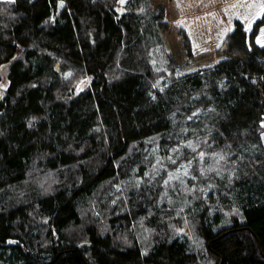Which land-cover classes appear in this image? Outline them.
<instances>
[{"label":"trees","instance_id":"trees-1","mask_svg":"<svg viewBox=\"0 0 264 264\" xmlns=\"http://www.w3.org/2000/svg\"><path fill=\"white\" fill-rule=\"evenodd\" d=\"M2 70L0 264H264V0H0Z\"/></svg>","mask_w":264,"mask_h":264},{"label":"rangeland","instance_id":"rangeland-1","mask_svg":"<svg viewBox=\"0 0 264 264\" xmlns=\"http://www.w3.org/2000/svg\"><path fill=\"white\" fill-rule=\"evenodd\" d=\"M67 74L68 73H66V75ZM0 75L2 76V83L4 85H6L7 81H6V78H5L4 70H2L0 72ZM72 77H74V76H69L67 79L71 80ZM90 81H91V77L90 76H87V75L86 76H75L74 79L70 83L71 86H72V91H73L72 96H75V95L81 93L84 90V88L89 87L90 86L89 85ZM71 86H70V88H71ZM200 153H202V159H203V156L205 154H204V152H201V151H200ZM223 159H224V157L222 155L218 154V155L214 156L212 162H208L206 164L202 163L203 166H201V175H200V177H198L194 181L198 182L200 179H203L206 175H208L211 171H215V172H219V173L227 172L225 170V168H224L225 164H223ZM201 162H202V160H201ZM164 166H165V163L163 164V168H164ZM187 166L188 165H186V167ZM160 169H161V167H160ZM158 173L159 172H157V175H158ZM168 176H169V180H170L169 187L174 188L173 186L175 184H180L181 182H183L184 171H183V169H181V170L176 169L172 173H169ZM167 179H168V177H167ZM194 181L191 182L192 184L189 187L190 191H192V193L195 192V194H194L195 197H197V196H199V197L206 196V194L208 193L207 190L201 185H199L200 187L195 185ZM41 183H42V185H45V186L47 185L46 180L45 181L42 180ZM192 197H194V196H192ZM110 204L116 205L117 204V200H116L115 203L111 202ZM167 204H170V203L168 202ZM171 205L172 204H170V206ZM167 207H168V205H167ZM171 210H173V209H171ZM117 212H121V210H119ZM229 213L230 214H235L234 211H232V210H230ZM139 220L140 219H138L137 223L135 224V229L132 228L131 232H133V230H135L136 233L140 232V235H142V236H138V239H141L142 241H144V243L147 244L150 241L151 230H150V227L148 226V224L146 223V220L144 218H142L140 221ZM103 223H104V226H105L104 228H107L108 224L106 223V221H104V219H103Z\"/></svg>","mask_w":264,"mask_h":264},{"label":"water","instance_id":"water-1","mask_svg":"<svg viewBox=\"0 0 264 264\" xmlns=\"http://www.w3.org/2000/svg\"><path fill=\"white\" fill-rule=\"evenodd\" d=\"M126 2H127V0H122V2L120 0V8H122Z\"/></svg>","mask_w":264,"mask_h":264},{"label":"snow or ice","instance_id":"snow-or-ice-1","mask_svg":"<svg viewBox=\"0 0 264 264\" xmlns=\"http://www.w3.org/2000/svg\"><path fill=\"white\" fill-rule=\"evenodd\" d=\"M121 2H122V0H121Z\"/></svg>","mask_w":264,"mask_h":264}]
</instances>
